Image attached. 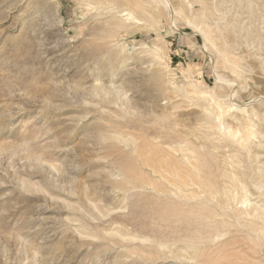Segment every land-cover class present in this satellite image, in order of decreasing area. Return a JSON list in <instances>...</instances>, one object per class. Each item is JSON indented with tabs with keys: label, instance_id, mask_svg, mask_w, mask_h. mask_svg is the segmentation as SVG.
Returning a JSON list of instances; mask_svg holds the SVG:
<instances>
[{
	"label": "rangeland",
	"instance_id": "1",
	"mask_svg": "<svg viewBox=\"0 0 264 264\" xmlns=\"http://www.w3.org/2000/svg\"><path fill=\"white\" fill-rule=\"evenodd\" d=\"M0 264H264V0H0Z\"/></svg>",
	"mask_w": 264,
	"mask_h": 264
},
{
	"label": "bare ground",
	"instance_id": "2",
	"mask_svg": "<svg viewBox=\"0 0 264 264\" xmlns=\"http://www.w3.org/2000/svg\"><path fill=\"white\" fill-rule=\"evenodd\" d=\"M213 197H214V195H213ZM212 197V198H213ZM243 202V201H242ZM246 202V201H245ZM240 208V207H239ZM237 210H238V208H237ZM168 212V214L165 212L164 214H162V216H165L166 217V215L168 216L169 215V217H171V216H174L175 218H177V219H180V220H186V221H188V222H190L191 221V219H192V214H193V209H182V208H180V207H173V206H171L170 208H169V210L167 211ZM241 212H242V210H241ZM244 212H247L248 213V215H249V212L246 210V211H244ZM235 213H236V211H235ZM234 213V214H235ZM239 216V215H238ZM240 217V216H239ZM162 219V218H161ZM201 223H203V221L201 222ZM176 231V230H175Z\"/></svg>",
	"mask_w": 264,
	"mask_h": 264
}]
</instances>
